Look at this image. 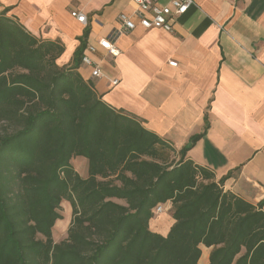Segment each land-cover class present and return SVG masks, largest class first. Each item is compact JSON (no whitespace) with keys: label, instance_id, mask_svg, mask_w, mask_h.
<instances>
[{"label":"trees","instance_id":"obj_1","mask_svg":"<svg viewBox=\"0 0 264 264\" xmlns=\"http://www.w3.org/2000/svg\"><path fill=\"white\" fill-rule=\"evenodd\" d=\"M63 50L0 14V264H199L200 246L208 264H264V200L224 191L186 158L204 131L176 151L101 100L77 71L82 52L59 67ZM167 202L163 237L149 222Z\"/></svg>","mask_w":264,"mask_h":264},{"label":"crops","instance_id":"obj_2","mask_svg":"<svg viewBox=\"0 0 264 264\" xmlns=\"http://www.w3.org/2000/svg\"><path fill=\"white\" fill-rule=\"evenodd\" d=\"M195 5L171 33L137 27L117 37L116 58L97 43L117 27L119 14L132 12L131 0H0V14L37 39L60 43L59 67L71 66L78 52L97 63L99 78L81 63L77 71L101 100L176 151L204 131L186 158L211 171L215 182L223 179L224 191L256 205L264 200V0ZM73 11L86 15L87 24ZM173 224L167 202L149 229L165 237ZM200 249L199 264H208L211 248Z\"/></svg>","mask_w":264,"mask_h":264},{"label":"built area","instance_id":"obj_3","mask_svg":"<svg viewBox=\"0 0 264 264\" xmlns=\"http://www.w3.org/2000/svg\"><path fill=\"white\" fill-rule=\"evenodd\" d=\"M132 12L121 13L117 17V27H114L109 35L98 41V47L104 50L110 57L116 58L120 52L115 46V39L121 35L127 34L137 27L143 29H161L171 33L177 20L195 7V0H131ZM71 16L82 25L87 24V17L81 12L73 11ZM86 50L90 54L96 52V47L87 46ZM81 65L91 69L90 77L95 79L102 76L99 65L92 61L88 56L81 57ZM170 66H175V62H169ZM117 80L112 84L116 85ZM164 209V204H159L154 208V215L160 214Z\"/></svg>","mask_w":264,"mask_h":264},{"label":"rangeland","instance_id":"obj_4","mask_svg":"<svg viewBox=\"0 0 264 264\" xmlns=\"http://www.w3.org/2000/svg\"><path fill=\"white\" fill-rule=\"evenodd\" d=\"M0 129H2V125L0 124ZM172 158V156H171ZM72 166L74 170L80 174L82 177L86 176V162L83 158H74L72 159ZM63 215V219L58 221L55 226L53 227V236L56 242L61 241L66 236V231L69 227L70 220H71V209L69 204L64 202L61 205V211Z\"/></svg>","mask_w":264,"mask_h":264}]
</instances>
